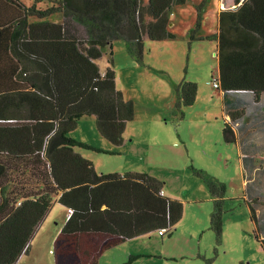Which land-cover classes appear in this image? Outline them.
<instances>
[{"label":"trees","instance_id":"obj_1","mask_svg":"<svg viewBox=\"0 0 264 264\" xmlns=\"http://www.w3.org/2000/svg\"><path fill=\"white\" fill-rule=\"evenodd\" d=\"M184 1L54 0L37 8L0 0V264H16L27 251L54 200L72 209L53 242L54 264H99L105 250L127 239L175 228L183 205L163 194L161 180L144 172H98L75 150L95 147L68 133L82 117L94 116L103 137L123 143L134 106L117 89L111 65L102 72L96 59L107 50L112 63L113 41L122 39L141 61L143 35L172 38L169 16ZM225 2L234 7L220 10L218 30L209 36L216 41L218 88L248 90L258 100L264 93V0ZM55 12L59 21L45 19ZM73 22L84 26L87 38L77 37ZM174 93L172 112L182 117V108L195 101L197 84L182 80ZM222 134L234 140L226 122ZM190 168L210 192V226L220 236L226 185ZM248 207L264 250L255 209Z\"/></svg>","mask_w":264,"mask_h":264},{"label":"rangeland","instance_id":"obj_2","mask_svg":"<svg viewBox=\"0 0 264 264\" xmlns=\"http://www.w3.org/2000/svg\"><path fill=\"white\" fill-rule=\"evenodd\" d=\"M19 1L37 8L54 2ZM220 1L185 0L174 5L168 24L174 36L150 40L144 35L141 61L131 56L122 39L113 41L112 63H108L107 50L96 59L102 72L109 64L114 69L116 87L132 101L134 116L127 122L123 143L118 145L98 132L94 116L83 117L68 136L97 149L75 150L94 160L95 169L101 173L135 171L155 176L163 182L162 192L183 205L182 217L171 233L160 235L156 229L130 238L105 250L99 264H264V250L253 234L254 222L242 198L248 194L247 186L242 185L235 145L223 140L219 90L212 84L218 64L216 44L209 36L216 32ZM146 3L142 0L143 5ZM60 18L55 12L45 19ZM144 19L148 20V15ZM72 31L82 40L87 38L79 23H72ZM182 80L196 83L197 93L193 104L182 108L180 117L172 108L174 84ZM190 165L226 185L220 236L210 226V192ZM246 200L254 206L252 199ZM259 209L257 206V212ZM66 210L63 204L53 201L16 264H54L51 250L65 222ZM257 226L263 235L264 216L258 218Z\"/></svg>","mask_w":264,"mask_h":264},{"label":"crops","instance_id":"obj_3","mask_svg":"<svg viewBox=\"0 0 264 264\" xmlns=\"http://www.w3.org/2000/svg\"><path fill=\"white\" fill-rule=\"evenodd\" d=\"M233 7L234 4L229 5L225 4L224 0L220 1L217 17L221 9ZM217 30L218 22L216 32ZM214 88L219 90L217 97L220 101L224 122L228 123L233 130L234 140L226 141L224 138L223 140L235 145L237 160L242 171V185H246V190H248L247 196L242 198L247 204L249 202L246 199H252L254 206L251 205L255 209L256 216L261 218L264 216V184L261 182L264 177V93L258 100H255L253 93L248 90L225 91ZM128 126L129 123L126 124L125 132ZM89 159L95 164L94 160ZM257 206L260 208L258 212Z\"/></svg>","mask_w":264,"mask_h":264},{"label":"built area","instance_id":"obj_4","mask_svg":"<svg viewBox=\"0 0 264 264\" xmlns=\"http://www.w3.org/2000/svg\"><path fill=\"white\" fill-rule=\"evenodd\" d=\"M212 84L216 88L219 87V82H218V80L215 77L213 78ZM71 213H72V209L71 208H67V210H66V217H69L71 215ZM165 230H166L165 228L159 229L158 230L159 231V234L160 235H163L165 233Z\"/></svg>","mask_w":264,"mask_h":264}]
</instances>
